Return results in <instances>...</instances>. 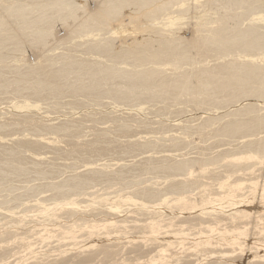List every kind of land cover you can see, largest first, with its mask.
I'll use <instances>...</instances> for the list:
<instances>
[{
	"label": "bare ground",
	"instance_id": "1",
	"mask_svg": "<svg viewBox=\"0 0 264 264\" xmlns=\"http://www.w3.org/2000/svg\"><path fill=\"white\" fill-rule=\"evenodd\" d=\"M0 264H264V0H0Z\"/></svg>",
	"mask_w": 264,
	"mask_h": 264
},
{
	"label": "rangeland",
	"instance_id": "2",
	"mask_svg": "<svg viewBox=\"0 0 264 264\" xmlns=\"http://www.w3.org/2000/svg\"><path fill=\"white\" fill-rule=\"evenodd\" d=\"M61 32H62V31H61ZM32 53H33V51H28L27 55L29 54L28 56H29L30 58H32L33 55H34V53H33V54H32ZM11 259H12V257H11ZM11 259H10V260H11Z\"/></svg>",
	"mask_w": 264,
	"mask_h": 264
}]
</instances>
